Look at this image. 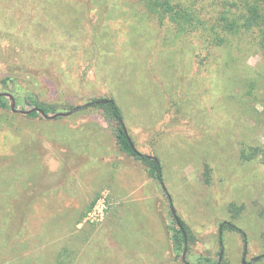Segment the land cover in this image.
<instances>
[{"label": "rangeland", "instance_id": "obj_1", "mask_svg": "<svg viewBox=\"0 0 264 264\" xmlns=\"http://www.w3.org/2000/svg\"><path fill=\"white\" fill-rule=\"evenodd\" d=\"M211 1V0H209ZM215 1V0H213ZM264 37V36H263ZM26 67V68H25ZM21 71L57 112L113 98L156 156L191 240L172 249L167 195L116 145L99 112L47 120L0 110V264H264V43L213 47L140 0H0V79ZM19 75V74H18ZM251 88V89H250ZM257 118L261 121L258 122ZM262 149L251 161L240 149ZM104 204L101 217L89 214ZM244 206L237 217L231 205ZM243 260L245 263H242Z\"/></svg>", "mask_w": 264, "mask_h": 264}, {"label": "trees", "instance_id": "obj_2", "mask_svg": "<svg viewBox=\"0 0 264 264\" xmlns=\"http://www.w3.org/2000/svg\"><path fill=\"white\" fill-rule=\"evenodd\" d=\"M145 8V13L154 17L157 20L167 16L178 28L183 30L185 28H196L200 31L204 41L210 46H225L228 45L233 37L253 33L257 30L260 32L261 40L264 43V0H140ZM26 68V67H25ZM17 75H8L0 79V84L12 92H16L21 88L19 77L21 71L13 70ZM19 74V75H18ZM251 89V88H250ZM21 101L24 106L31 108H39L46 114L52 115L57 113V108L53 105L47 106L43 104L38 96L31 91H27L22 97ZM87 106L81 108V111L99 112L104 118L109 127L114 131L116 145L119 150L133 157L139 161L146 170L147 176L153 180L157 185L164 186V177L162 172V165L156 156L157 160L149 158L143 153H140L134 146L130 135L124 132L123 114L120 107L113 98L94 99L86 104ZM80 107V106H79ZM263 111L260 113L264 116ZM9 109V100L5 97L0 98V110ZM74 108H69V112ZM30 118L40 117V114L33 112L28 115ZM258 122L261 121L257 118ZM125 125V124H124ZM131 143H130V141ZM133 147H132V145ZM240 149V158L242 160L251 161L261 154L260 147L242 146ZM165 187V186H164ZM163 189V187H162ZM167 195L172 206L171 197H168L166 190H163ZM244 206H237L232 204L231 211L237 217L243 211ZM173 217V215H172ZM259 220H264V211L258 212ZM174 219V218H173ZM179 220V219H178ZM182 228H179L174 220V228L171 229L172 249L176 254H179L184 247L185 239L191 240V235L185 224L179 220ZM230 231H239L244 239L245 234L240 229L228 221H222L218 225V239L219 243L222 240V233ZM221 246V245H220ZM264 258V255L259 257ZM199 264H213L208 257L200 258Z\"/></svg>", "mask_w": 264, "mask_h": 264}, {"label": "water", "instance_id": "obj_3", "mask_svg": "<svg viewBox=\"0 0 264 264\" xmlns=\"http://www.w3.org/2000/svg\"><path fill=\"white\" fill-rule=\"evenodd\" d=\"M2 97H5V98H7V99L9 100V107H10V110H11L13 113H19V114H22V115H29V114H31V113H33V112H37L38 114H40V116H41L42 118L47 119V120H55V119H57V118L69 117V116H71L73 113L79 111L81 108H84V107L87 106V105L85 104V105H82V106H80V107H76V108H74V109H73L72 111H70V112H57V113H54V114H52V115H48V114H46L43 110H41V109H39V108H31V109H28V110H18V109H16V101H15L14 97H13L9 92H0V98H2ZM120 122H121V124H122V126H123L124 132H125L126 135H127V129H126L125 125L123 124L122 121H120ZM129 141H130V139H129ZM130 143H131V141H130ZM131 145H132V144H131ZM132 147H133V145H132ZM148 157L157 160V159H156L155 157H153V156H148ZM162 187H163V190H165V187H164V186H162ZM168 197L170 198L169 195H168ZM171 214L173 215V218H174L176 224L178 225V227H179V228H182V226L180 225V222H179V220H178V218H177V216H176V214H175V210H174V208H171ZM219 244L221 245V252H220V255H219V257H218V260H217L216 264H220V263H221V260H222V254H223L222 242L220 241ZM185 251H186V239H185L184 252H183V254H182V259H183V261H185ZM257 259H258V258H255V259H253L252 261H250V262H248V263H246V264H253L254 262L257 261ZM242 263H245V261L243 260Z\"/></svg>", "mask_w": 264, "mask_h": 264}, {"label": "built area", "instance_id": "obj_4", "mask_svg": "<svg viewBox=\"0 0 264 264\" xmlns=\"http://www.w3.org/2000/svg\"><path fill=\"white\" fill-rule=\"evenodd\" d=\"M105 210L104 204L98 203L93 211L89 214V217L95 218V217H101L103 212Z\"/></svg>", "mask_w": 264, "mask_h": 264}]
</instances>
